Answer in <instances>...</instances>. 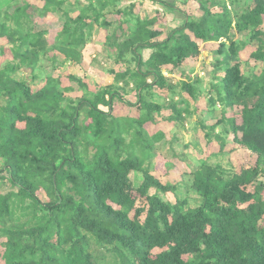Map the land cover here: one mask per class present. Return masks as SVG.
<instances>
[{
    "label": "trees",
    "instance_id": "obj_1",
    "mask_svg": "<svg viewBox=\"0 0 264 264\" xmlns=\"http://www.w3.org/2000/svg\"><path fill=\"white\" fill-rule=\"evenodd\" d=\"M34 1L42 5L0 0V57H12L0 67V186L9 187L0 193L3 264H97L91 240L120 264H264V0H188L197 15L162 0ZM143 3L162 9L143 17ZM165 11L180 22L161 24ZM49 15L62 19L52 43L37 29ZM95 29L124 72L109 70L113 83L94 91L72 75L64 86L53 72L81 63ZM210 43L217 47L205 93L195 73L192 80L182 68L197 60L199 44ZM248 47L254 66L246 75L239 54ZM163 69L180 73L181 82L174 85ZM74 84L77 99L66 96ZM178 87L194 102L203 96L205 115L216 122H196L208 157L184 172L180 184H162L135 149L144 158L146 139H164L144 128L164 109L183 127L188 107L154 100ZM116 103L137 109L129 127L113 115ZM228 136L233 147L225 151ZM236 150L254 163L235 169L209 162ZM181 187L194 194L195 206L180 196ZM168 193L174 203L163 199ZM137 198L145 205L137 207Z\"/></svg>",
    "mask_w": 264,
    "mask_h": 264
},
{
    "label": "rangeland",
    "instance_id": "obj_2",
    "mask_svg": "<svg viewBox=\"0 0 264 264\" xmlns=\"http://www.w3.org/2000/svg\"><path fill=\"white\" fill-rule=\"evenodd\" d=\"M31 3L37 4L41 6V3H37L34 0H29ZM167 3L177 5L182 8L185 12L191 15H197L194 8V3L188 2V0H162ZM242 4H240V8L238 11L242 10ZM65 10H68V6L64 7ZM140 8H136L138 11ZM159 9H162L155 4L151 3H143L141 8V15L145 16H154L159 13ZM164 16L160 17L161 24H167L168 28L172 25H177L180 22L181 17L175 14H169L164 12ZM78 15V11L75 9L70 10V16L76 17ZM110 20H114V18L109 17ZM37 29L46 32V37L49 43L53 42V39L57 35V33L62 28V19L60 16H52L49 18H45L37 21ZM264 29V25H263ZM104 34L99 30H96L91 41L87 43L85 48L82 51V61L79 65L73 64H65L64 66L59 67L53 75L61 77L62 84H68L66 80L67 74L75 75L79 77L80 80L83 79L85 83L87 82L91 89H94L98 86H106L113 83V77L109 72L114 66H116L110 57L104 52L102 49ZM237 39H242L240 36H237ZM1 44H5L4 41H0ZM215 44H199L200 55L196 61H192L188 64L191 67V79H194L195 76L201 81V85L199 88L207 93L209 90L211 76V66L210 61L213 57V51L216 49ZM252 51L251 47H248L242 50L239 54L240 57V67L243 74H249L253 71L254 61L249 59L250 52ZM123 66V65H122ZM195 69V71H194ZM16 78L23 77L22 73H17L15 75ZM74 91H71L69 94L67 92L66 96L71 97L73 99H77L81 96V93L78 91L77 86L74 84ZM179 87L177 91H175V95L171 96L165 93H156L154 100L158 104H169L171 101H175L174 98L177 97V100L180 98H184L183 94H178ZM134 96H128V100L131 103H134ZM203 98V97H201ZM173 99V100H172ZM189 100V99H187ZM191 104V102H190ZM206 103L201 102L199 104V109L196 112H192V115L187 116V120L183 123V128L180 127L178 123L167 119L168 116H171L170 112L163 111L158 117H156V123L154 125H147L145 128L147 129V134L149 136L154 135L157 132H160L164 135V139L159 140L160 137H157L153 141H148V149L143 151L144 158H141L138 149H135L136 154L140 157V159L144 160V167L146 169L153 168V175L159 179L162 184L171 183V184H180L181 175L184 172H189L193 170L197 165L200 159H205L208 157L207 149L205 147V139L204 133L200 130L199 125H197V121L202 120L207 126H210L216 122V119L210 118L205 115L207 111ZM193 107V105H191ZM194 108V107H193ZM103 111L106 109L101 108ZM165 110V109H164ZM220 110L217 107V112L215 116L219 117ZM238 113V112H236ZM113 115L115 117H120L119 120L120 125L125 124L124 126L129 127L131 122H133L138 115V111L136 108H127L123 105H119L116 103L113 109ZM129 119V120H127ZM197 119V120H196ZM117 120L115 123L117 124ZM131 135V134H130ZM129 135V136H130ZM116 135L115 137H117ZM226 137V148L225 151H229L231 149L230 146V138ZM211 151L213 154L218 153L219 147L217 143H213ZM111 157H114L113 151L110 154ZM135 156V155H134ZM255 159L253 156H250L245 150H236L232 155L225 154L222 157L211 158L209 162L211 164L221 163L224 167H229L231 164L235 169H239L241 167H247L254 163ZM1 168V162H0ZM140 176V174H137ZM264 182V177L262 178ZM9 190V187L5 185L0 186V193L6 192ZM153 193V191H151ZM39 198L48 202L45 195L40 192ZM180 196L188 200L190 206H195L197 204V200L192 193H185L184 189L180 188ZM164 200H167L171 203L175 202V197L173 194L168 193L162 196ZM145 205V201L143 199L137 198L136 206L142 207ZM2 240L0 239V244ZM91 246L89 247L90 253L93 255L97 264H120L121 258H116L113 252L107 251L105 248L98 247L93 240H91ZM2 247L0 246V255L2 254ZM158 251L152 253V255H156ZM184 259H188V257H184ZM124 260V259H123ZM0 264H3V261L0 259Z\"/></svg>",
    "mask_w": 264,
    "mask_h": 264
},
{
    "label": "crops",
    "instance_id": "obj_3",
    "mask_svg": "<svg viewBox=\"0 0 264 264\" xmlns=\"http://www.w3.org/2000/svg\"><path fill=\"white\" fill-rule=\"evenodd\" d=\"M195 8V7H194ZM54 17L55 15H49L47 18H49V17ZM75 18V17H74ZM38 23V22H37ZM96 30V29H95ZM56 37V36H55ZM47 38V37H46ZM93 38V37H92ZM54 40V39H53ZM11 55H10V53H7L5 56H2V57H0V67L1 68H3L6 64H8L10 61H11ZM112 60V59H111ZM112 62L114 63V61L112 60ZM115 64V63H114ZM116 65V64H115ZM110 70H114L116 73H122V72H124V70H125V67L124 66H122V65H116V66H114L112 69H110ZM182 70L184 71H186V73H185V76H188V75H190L191 76V73H192V71H191V67H189L188 66V64L187 65H185V66H183V68H182ZM194 71H195V69H194ZM68 75H72V74H67V76ZM163 75L166 77V78H168V79H171L172 80V82H173V84L174 85H178L180 82H181V80H182V78H181V75H180V73H177V72H170L169 70H167V69H163ZM72 76H75V75H72ZM56 77H59V76H56ZM76 77V76H75ZM192 77V76H191ZM76 78H78V79H80L79 77H76ZM113 79V78H112ZM82 81H83V79H81ZM113 81V80H112ZM148 81H150V80H148ZM83 82H85V81H83ZM86 84L88 85V83L86 82ZM110 84H112V83H110ZM41 86V85H40ZM88 87H89V85H88ZM90 88V87H89ZM90 90L91 91H94V89H91L90 88ZM165 94H169L167 91H165ZM183 99L182 98H180V100H177V97L176 98H174L175 99V102H177V103H179L180 102V104L178 105V107L179 108H186V107H188V109H189V111L191 112V114L190 115H192V112H196L197 111V109H199V104L201 103V102H204V103H206V100H205V98L203 97V98H199L196 102H194L192 99H190L186 94H183ZM187 99H189V100H187ZM190 102H191V104H190ZM191 105H193V107L191 106ZM205 105V104H204ZM206 106V105H205ZM200 110V109H199ZM163 111H166V112H170L171 113V111L169 110V109H165V110H163ZM162 111V112H163ZM161 112V113H162ZM172 114V113H171ZM190 115H189V117H190ZM170 116H168L167 117V119L169 118ZM186 118H187V116H186ZM185 118V121L187 120ZM197 120V119H196ZM185 121H184V123H185ZM147 125H151V124H147ZM147 125H145V126H147ZM180 127L181 128H183L181 125H180ZM145 128V127H144ZM145 130H146V132H147V129L145 128ZM152 136V135H151Z\"/></svg>",
    "mask_w": 264,
    "mask_h": 264
}]
</instances>
